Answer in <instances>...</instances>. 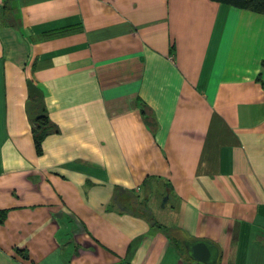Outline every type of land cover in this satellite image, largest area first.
<instances>
[{
	"label": "crops",
	"instance_id": "1",
	"mask_svg": "<svg viewBox=\"0 0 264 264\" xmlns=\"http://www.w3.org/2000/svg\"><path fill=\"white\" fill-rule=\"evenodd\" d=\"M176 240L264 264V13L0 0V264H205Z\"/></svg>",
	"mask_w": 264,
	"mask_h": 264
},
{
	"label": "water",
	"instance_id": "2",
	"mask_svg": "<svg viewBox=\"0 0 264 264\" xmlns=\"http://www.w3.org/2000/svg\"><path fill=\"white\" fill-rule=\"evenodd\" d=\"M27 86L29 100L26 103V111L29 119L34 120L45 116V113L42 111L43 102L41 91L31 81H27ZM33 104L37 106L35 111L31 108ZM185 247L192 259L205 264H216V250L210 243L201 240H193L187 241Z\"/></svg>",
	"mask_w": 264,
	"mask_h": 264
},
{
	"label": "trees",
	"instance_id": "3",
	"mask_svg": "<svg viewBox=\"0 0 264 264\" xmlns=\"http://www.w3.org/2000/svg\"><path fill=\"white\" fill-rule=\"evenodd\" d=\"M222 1L231 5H235L238 7H242L245 9H249L254 12L264 13V0H218ZM36 105H32V110L36 109ZM142 113L144 114V117L147 118V112L145 111L144 107L142 108ZM33 125V136L35 141V149L37 153L41 152V140L49 133H51L54 130V127L52 123L49 121L47 116H42L37 119L31 120ZM187 242V241H186ZM181 241H175V246L177 250L181 253H185V243ZM217 264V263H216Z\"/></svg>",
	"mask_w": 264,
	"mask_h": 264
}]
</instances>
